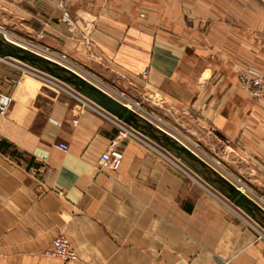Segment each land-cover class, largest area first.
<instances>
[{"label": "crops", "instance_id": "obj_1", "mask_svg": "<svg viewBox=\"0 0 264 264\" xmlns=\"http://www.w3.org/2000/svg\"><path fill=\"white\" fill-rule=\"evenodd\" d=\"M0 30L66 54L264 195V98L241 82L247 65L264 72V0H0ZM0 90L13 98L0 115V264H264L251 215L213 183L5 59ZM112 146L122 164L102 169ZM59 235L78 261L44 254Z\"/></svg>", "mask_w": 264, "mask_h": 264}, {"label": "built area", "instance_id": "obj_2", "mask_svg": "<svg viewBox=\"0 0 264 264\" xmlns=\"http://www.w3.org/2000/svg\"><path fill=\"white\" fill-rule=\"evenodd\" d=\"M69 0H59L60 5L64 6L66 2ZM63 20L67 23H70V14L68 10H65L63 12ZM4 37L6 38L5 41L8 43H11L17 47H21L24 49H28L31 52L44 56L49 60H52L56 63H58L61 66L70 68L71 64H73L66 54H56L53 51H51L49 48L41 47L34 41L30 39H24L20 37H15L12 35H9L5 32H3ZM0 59H5L12 63L13 65L19 67L23 72L31 73L39 78H42L50 83H53L66 91L70 92L76 99H78L82 106L88 107L99 114L103 115L104 117H107L111 119L119 128V133L121 136L124 137H132L134 139H137L153 148H155L158 151H161L162 153H169L166 149L161 148L158 146L157 143H155L152 139L149 138V136L136 127L122 121L121 119L117 118L116 116L112 115L105 109H103L101 106H99L94 101L90 100L86 96L82 95L80 92L75 90L73 87L62 81L61 79L43 71L39 68L28 64L27 62H24L16 57H9V56H1ZM72 69V68H70ZM242 81L245 82L248 86H250L253 90V93L256 97H262L264 95V74L257 70H247L243 72L241 75ZM13 98L10 94L2 92L0 90V115L5 116L8 114L10 107L12 105ZM125 105H127L129 108L133 109L135 112H137L142 118L148 120L149 122L153 123V121L145 116L144 114L140 113L139 109L135 107L136 103H134L131 100H128L126 102H123ZM158 128L165 131V129L159 125ZM61 149L67 150L69 148L67 143H59L58 145ZM163 149V150H162ZM166 156V155H165ZM124 159V153L118 149L117 147H110L107 151H105L99 158V165L102 169H109V170H116L118 169L122 161ZM204 181V180H203ZM238 186L241 191H243L246 195L247 194V188L243 184V182L239 181V183L236 185ZM249 196V195H248ZM44 254L48 257L53 258H59L64 261H78L79 256L76 251V248L73 246L69 238H67L64 235H59L55 237L52 241V246L44 251Z\"/></svg>", "mask_w": 264, "mask_h": 264}, {"label": "water", "instance_id": "obj_3", "mask_svg": "<svg viewBox=\"0 0 264 264\" xmlns=\"http://www.w3.org/2000/svg\"><path fill=\"white\" fill-rule=\"evenodd\" d=\"M0 54L18 57L19 59L24 60L30 63L31 65L38 67L43 71L48 72L49 74L63 80L65 83L73 87L82 95L86 96L90 100L97 103L99 106H101L103 109H105L112 115L116 116L122 121L136 127L143 133L147 134L136 125L138 120L142 118L137 112H135L133 109L125 105L122 101L114 97L112 94L100 88L99 86H97L96 84L85 78L84 76L80 75L79 73L75 72L74 70L61 66L58 63L49 60L44 56L35 54L28 49L17 47L11 43H8L7 41L3 40L1 37H0ZM146 121L149 124H151V122H149L148 120ZM151 137L157 140L160 144H163V141H167L178 154L179 153L186 154L187 156L199 160V158L193 155V153L190 151L189 148L183 145H178L174 140H172L168 136L163 135L161 137L158 133H156ZM199 161L205 164V162L201 160ZM206 180L209 181L208 179ZM219 181L228 184L227 192H224L223 190L222 191L224 195H226V197L238 207L242 208L243 210H245V208L249 209L251 207L260 208V206L254 200L249 198L248 195H246L243 191H241V189L238 186H236L229 180L223 178L220 179ZM247 213L249 212L247 211Z\"/></svg>", "mask_w": 264, "mask_h": 264}, {"label": "rangeland", "instance_id": "obj_4", "mask_svg": "<svg viewBox=\"0 0 264 264\" xmlns=\"http://www.w3.org/2000/svg\"><path fill=\"white\" fill-rule=\"evenodd\" d=\"M69 1H67L66 4ZM59 4H60V2H59ZM0 37L3 40L6 39L4 37V35H3V33H2L1 30H0ZM24 39H28V38H24ZM35 43H37V42H35ZM38 45H40V44H38ZM40 46L43 47L42 45H40ZM70 68H72V70H74L75 72L79 73L80 75L84 76L85 78H87L88 80H90L91 82H93V80L91 79L92 77H90V75H87L84 71L80 70L79 67L75 66L74 64H71ZM247 70H254V71L257 70V71H260L261 73L264 74L263 71L255 68V67H253L251 65H247L246 67H244L243 71H241V75L243 74V72H245ZM144 74H147V72H145ZM241 82H242V85L249 90V92L251 93V95L255 99H262V98H264V95L262 97H256L254 95V93H253L252 88L250 86H248L245 82H243L242 81V78H241ZM114 97H116L117 99H119L122 102H126L127 99H128V100H131L134 103H136L135 107L137 108V110L139 109L140 113L144 114L145 116H147L148 118H150L153 121V123H151L153 125V127H155L158 131H160V133H162V135L168 136L169 138H171L172 140H174L178 145H183V146L189 148L190 151L193 153V155H195L197 158H199V160L205 162V164L212 171H214V173L216 174L217 177H219L221 179L225 178V179H227L229 181L230 180L231 181H235L236 180V182H238V183H239V181H241V180L237 179L236 177H233V175H231L225 169V167L223 166L222 160L219 159L220 157H216V156L210 154L208 151H206L204 148H202L200 145H198L195 141H193L192 139H190L185 133H183L182 131H179V128L176 125H173V124L164 122L162 118L156 117L157 115L154 112L152 113V111H149L146 108L148 110L147 111L143 107V104L141 102L136 101L135 99H132V98L129 99V98H127V95H120V94L116 93V95ZM156 125H159V126L163 127L165 129V131L161 130ZM149 138L152 139L155 143H157L158 146H160L161 148L166 149L169 152V153H165L166 158L168 159V161L179 165L184 170L185 175L189 176L190 179H194V180L200 181V182H203V180L204 181H207L205 179V177H203L199 172H197L193 168V166L185 159V157L183 155H186V154H180V153L178 154L176 151L167 148L164 144H160L157 140H155L151 136H149ZM163 154H164V152H163ZM243 182H245V181H243ZM210 183H212V182H210ZM212 185L215 188H217L218 193L224 194L223 191H222V189L218 185H215V184H212ZM246 188H247L246 189L247 190V194L249 195L248 197L251 198L252 200H254L259 206L261 205L260 208L264 211V195H260V194H258L256 192L252 191V189H250L247 186H246ZM248 215H250V214H248ZM248 220L251 222V224H253V226L256 229H258L259 236L264 241V227L262 225H260L251 216H250V218H248ZM263 263H264V261H263Z\"/></svg>", "mask_w": 264, "mask_h": 264}, {"label": "trees", "instance_id": "obj_5", "mask_svg": "<svg viewBox=\"0 0 264 264\" xmlns=\"http://www.w3.org/2000/svg\"><path fill=\"white\" fill-rule=\"evenodd\" d=\"M38 64V63H37ZM41 64V63H39ZM136 125L149 134L150 136H153L154 134L158 133L161 137L163 136L160 131H158L155 127H153L151 124H149L144 119H139ZM163 144L171 149L174 150V148L167 142L163 141ZM175 151V150H174ZM185 159L193 166L194 169H196L203 177L208 179L210 182H212L215 185H218L224 192H227L228 190V184L219 181L221 178L217 177L214 171H212L206 164L200 162L198 159H194L190 156L183 155ZM253 217L254 219L259 222L262 226H264V211L259 207H251L249 209L245 208Z\"/></svg>", "mask_w": 264, "mask_h": 264}, {"label": "bare ground", "instance_id": "obj_6", "mask_svg": "<svg viewBox=\"0 0 264 264\" xmlns=\"http://www.w3.org/2000/svg\"><path fill=\"white\" fill-rule=\"evenodd\" d=\"M14 57V56H13ZM16 58H18V57H16ZM19 59V58H18ZM21 60V59H20ZM22 61H24V60H22ZM24 62H26V61H24ZM28 63V62H27ZM28 64H30V63H28ZM38 68V67H37ZM40 69V68H39ZM40 70H42V69H40ZM48 73V72H47ZM191 171V170H190ZM261 206V205H260Z\"/></svg>", "mask_w": 264, "mask_h": 264}]
</instances>
